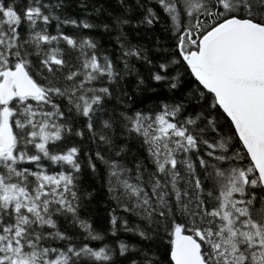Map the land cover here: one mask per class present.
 Listing matches in <instances>:
<instances>
[{
  "label": "snow or ice",
  "instance_id": "6c2138e0",
  "mask_svg": "<svg viewBox=\"0 0 264 264\" xmlns=\"http://www.w3.org/2000/svg\"><path fill=\"white\" fill-rule=\"evenodd\" d=\"M63 3L0 0V264H116L114 255L133 250L142 259L132 264H165L123 241L118 253L108 245L77 247L61 227L103 240L80 216L81 149L66 141L85 138L72 124L81 119L93 142L116 147L115 122H102L109 135L97 133L94 121L112 97L109 86L133 70L128 60L151 63L141 49L121 45L122 71L92 39L64 34L65 25H96L61 20L54 10ZM149 4L168 17L206 110L183 119V104L121 113V135L137 141L144 157L131 168L100 151L95 161L105 166L116 207L145 226H129L114 208L109 233L166 241V264H264V0H136L141 22L152 26L160 17ZM128 23L116 16L113 26L122 34ZM158 68L152 79L169 81V64ZM178 81L172 77L169 87ZM221 113L232 136L222 133ZM234 138L242 150L232 151ZM128 151L125 144L115 156ZM95 161L88 156L92 172Z\"/></svg>",
  "mask_w": 264,
  "mask_h": 264
},
{
  "label": "trees",
  "instance_id": "16d2710c",
  "mask_svg": "<svg viewBox=\"0 0 264 264\" xmlns=\"http://www.w3.org/2000/svg\"><path fill=\"white\" fill-rule=\"evenodd\" d=\"M149 6L153 7L160 17L159 21L152 26L141 22L144 10L136 6V0H127L126 5L122 4L120 0H64L63 7L54 10L61 20L70 18L94 23L96 27L90 30L77 29L70 25L62 26L61 30L66 35L79 34L95 41L98 45L97 51L110 58L117 69L124 71L121 45L141 49L142 53L147 55L151 61V63H147L141 59H129L128 63L133 69L131 73L123 75L117 84L105 85L111 88L112 97L101 106L104 111L99 115V119L94 121V128L97 133L111 135L107 129L102 128V122L103 120H113L116 130L114 137L116 147L109 151L108 146L98 139L93 142L91 134L83 127V120L81 119L72 120V124L74 127L84 130L85 138L82 140L80 137L73 136L66 141L70 146L74 145L81 149L82 171L79 174L78 187V193L81 197L80 216L92 224L95 231L104 237L103 240H86L80 230L65 225L63 222H61V227L72 237V243L77 247L87 244L94 249H99L108 245L118 253L117 242L123 241L129 245L130 249H142L148 252L150 257L155 255L156 258L164 260L166 264V241L160 239L145 241L124 231L118 232L116 236L110 235L109 213L114 208H116L115 214L117 216L129 221V226L139 224L144 227L145 225L137 217L116 207L115 201L111 199L108 192L105 166L99 161H95V153L100 151L106 158L120 160L131 168L137 158L142 159L144 157V150L137 141L127 140L121 135L120 115L122 112L128 114L138 111L153 113L158 112L164 104H183L184 112L180 117L183 119L185 116H194L206 110L205 98L196 91L197 84L194 78L177 54L176 36L173 34L168 17L154 4H149ZM116 16L126 17L129 20V23L123 26L122 34L119 29L113 26ZM55 25L56 21H53L49 28L52 35L56 34ZM104 25L109 27L106 29ZM161 63L169 64L167 73L170 78L169 81L156 82L152 79L153 73L159 70L158 66ZM172 77H179L176 88L169 87ZM141 80L143 81L142 84L139 83ZM219 124L225 137L232 136L234 129L230 131L228 127L230 121H227L222 113ZM125 144L129 151L120 157H116L117 148ZM231 144L235 146L232 151L242 150L237 139H232ZM89 155L93 157L96 163V172H92L88 168L87 159ZM45 166H48L47 162H45ZM59 170L58 166L50 168L53 173ZM149 249L151 250L149 251ZM113 258L116 264H132L133 260L139 262L142 259L140 253L134 250L129 251L126 256L114 255Z\"/></svg>",
  "mask_w": 264,
  "mask_h": 264
},
{
  "label": "water",
  "instance_id": "95a60500",
  "mask_svg": "<svg viewBox=\"0 0 264 264\" xmlns=\"http://www.w3.org/2000/svg\"><path fill=\"white\" fill-rule=\"evenodd\" d=\"M190 71V70H189Z\"/></svg>",
  "mask_w": 264,
  "mask_h": 264
}]
</instances>
